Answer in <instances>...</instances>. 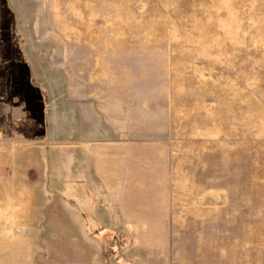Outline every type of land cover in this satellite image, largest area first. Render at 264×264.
<instances>
[{
    "label": "rangeland",
    "instance_id": "1",
    "mask_svg": "<svg viewBox=\"0 0 264 264\" xmlns=\"http://www.w3.org/2000/svg\"><path fill=\"white\" fill-rule=\"evenodd\" d=\"M82 133L144 160L167 230L82 229ZM86 254L264 264V0H0V264Z\"/></svg>",
    "mask_w": 264,
    "mask_h": 264
},
{
    "label": "crops",
    "instance_id": "2",
    "mask_svg": "<svg viewBox=\"0 0 264 264\" xmlns=\"http://www.w3.org/2000/svg\"><path fill=\"white\" fill-rule=\"evenodd\" d=\"M83 134L86 135V133L81 135ZM84 135L76 145L78 148L70 150L78 151V182L87 188L89 185L91 191L104 192L103 197L109 202V206L89 209V214L94 217L90 222L83 221L82 229L134 232L135 242L138 245L141 240L137 232L167 230L170 224L167 209L162 207L160 197L151 198L150 193L146 194L148 181L142 174L144 160L136 159L131 146L88 142ZM26 181L29 182L28 179ZM79 262L80 264H135L132 256H116L112 260L102 254L80 255Z\"/></svg>",
    "mask_w": 264,
    "mask_h": 264
}]
</instances>
